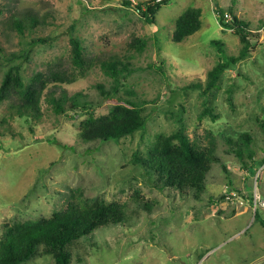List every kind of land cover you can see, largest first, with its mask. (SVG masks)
<instances>
[{
    "label": "rangeland",
    "instance_id": "374dc122",
    "mask_svg": "<svg viewBox=\"0 0 264 264\" xmlns=\"http://www.w3.org/2000/svg\"><path fill=\"white\" fill-rule=\"evenodd\" d=\"M189 5L201 8V27L176 41L175 20ZM32 7L46 16L42 24L24 35L7 25L12 11ZM218 10L225 21L231 13L245 20L255 35L249 53L207 87L222 54L211 41H221L227 56L243 45L219 23ZM72 37L86 56L115 55L130 69L116 79L99 61L81 71L72 64ZM134 38L144 45L131 47ZM0 49V82L12 59L26 84L37 71L62 69L74 80L59 85L92 102L93 116L131 99L147 119L119 138L84 141L78 134L90 114L53 108L46 93L55 84L43 90L38 118L11 117L19 91L0 101V241L9 224L50 218L69 203L117 205L126 220L68 244V264H264V209L253 205L255 193L264 195V0H167L154 23L122 0H0ZM24 50L28 58L20 59ZM181 126L198 150L218 159L198 193L161 186L141 165ZM41 249L21 264H57Z\"/></svg>",
    "mask_w": 264,
    "mask_h": 264
},
{
    "label": "trees",
    "instance_id": "16d2710c",
    "mask_svg": "<svg viewBox=\"0 0 264 264\" xmlns=\"http://www.w3.org/2000/svg\"><path fill=\"white\" fill-rule=\"evenodd\" d=\"M165 1L167 0H146L134 3L132 0H122L126 5L133 6L142 18L151 23H154L156 10ZM35 9L32 7L26 10L12 11L7 25L11 29L17 30L21 35H24L26 31L33 30L46 18L43 13ZM217 13L219 23L224 27L235 29L243 45L237 55L227 56L221 41L215 39L211 41L218 48V52L222 54L218 63L208 71L207 87L215 86L225 68L235 64L249 53L250 42L255 35V31L248 28V23L236 14L231 13V18L225 21V13L221 10H218ZM200 27L201 8L189 5L175 20L173 38L176 41H182L185 37L198 31ZM39 40L44 39H31L30 47ZM71 42L72 64L81 71L95 66L99 61L106 72L116 79L122 69H130L128 61H124L118 56L111 55L103 60L88 57L83 53L82 43L78 38L72 37ZM142 45H144V41L136 38L130 43L131 47L139 48ZM27 52L28 50H24L19 58L22 56L28 58ZM222 56H226V59H222ZM12 62L0 82V101H3L13 91H19L21 94V102L11 107V117L28 115L38 118L41 114L42 92L51 83L61 88L59 92H56L53 88L55 85H52L46 93L53 108L61 111L66 107L74 110L81 108L90 114L78 134L84 141L116 139L144 127L146 123V116L141 113L137 101L127 99L128 105L113 109L108 115L93 116L92 102L82 99L84 95L81 92L68 94L65 87L59 85L73 82L74 75L72 73L62 69L48 72L37 71L31 76V82L26 84L21 75L20 61L14 62L12 59ZM6 120L7 117L4 116L1 123ZM171 138H177L176 145L170 144ZM243 140L248 142L246 139ZM161 143L162 149L159 152L152 151L147 156L141 157V165L144 167L145 173H156L157 182L161 181V186L174 187L179 190L188 189L193 193L203 191L205 189L204 175L209 162L218 160L213 152L209 149L198 150L184 133L182 126L175 133L163 137ZM157 147L155 146L156 149H158ZM238 153L239 156L243 154L241 148ZM248 155L252 158L254 152L249 149ZM249 172H254V169H249ZM125 220L124 210L117 205L89 208L83 204L69 203L50 218L11 223L5 228L4 237L0 241V264H21L38 255L41 248V251L50 254L57 264H68L71 259L68 244L78 238L96 236L95 231L102 229L100 227L111 223H123ZM109 232H105V234Z\"/></svg>",
    "mask_w": 264,
    "mask_h": 264
},
{
    "label": "built area",
    "instance_id": "2783aa9c",
    "mask_svg": "<svg viewBox=\"0 0 264 264\" xmlns=\"http://www.w3.org/2000/svg\"><path fill=\"white\" fill-rule=\"evenodd\" d=\"M253 205L254 211H256L257 208L264 209V195L261 193H255L253 196Z\"/></svg>",
    "mask_w": 264,
    "mask_h": 264
}]
</instances>
